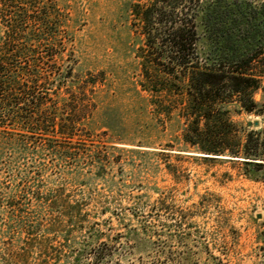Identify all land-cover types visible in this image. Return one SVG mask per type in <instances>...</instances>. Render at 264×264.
Returning <instances> with one entry per match:
<instances>
[{
	"label": "rangeland",
	"instance_id": "obj_1",
	"mask_svg": "<svg viewBox=\"0 0 264 264\" xmlns=\"http://www.w3.org/2000/svg\"><path fill=\"white\" fill-rule=\"evenodd\" d=\"M56 1L70 17L66 36L73 43L66 58L76 61L78 76L101 82L89 124L91 145L77 146L99 155L107 173L104 179L94 178L87 166L90 156L63 162L47 153H1L0 264H75L74 254L97 246L90 238L99 233L113 253L107 264L264 262V162L254 167L240 159L200 154L184 144V124L176 114H156L138 84L136 50L142 42L130 14L136 0ZM262 98L260 91L256 100ZM233 116L242 136L264 128L261 118L237 108ZM255 139L264 156V130ZM37 172L41 184L69 195L62 205L82 210L78 219L84 223L71 233L72 247L65 245L61 232L48 231L53 223L65 225L66 218L26 194L37 183L32 179ZM77 174L88 176L86 186ZM105 209L109 212L103 214ZM132 213L138 217L129 223ZM124 224L148 228L146 249L127 239ZM37 225L27 236L25 228ZM42 242L49 249L45 261H40ZM163 252L170 259L164 260ZM81 255V264H93L87 253Z\"/></svg>",
	"mask_w": 264,
	"mask_h": 264
},
{
	"label": "trees",
	"instance_id": "obj_2",
	"mask_svg": "<svg viewBox=\"0 0 264 264\" xmlns=\"http://www.w3.org/2000/svg\"><path fill=\"white\" fill-rule=\"evenodd\" d=\"M130 14L142 42L136 50L138 84L156 114H176L184 124V144L200 154L261 167L264 156L255 136L264 128L242 136L233 114L237 108L264 122V0H136ZM69 22V13L56 0H0V154L16 149L27 156L32 151L63 162L90 156L88 170L101 180L107 167L86 149L91 145L95 89L101 82L78 76L76 61L66 58L73 43L66 36ZM260 91L263 98L257 101ZM82 143L86 148L77 146ZM33 175L37 183L26 194L66 218L65 225L53 223L48 231L61 232L65 245L72 247L71 233L84 223L78 219L82 210L62 205L69 195L41 184V172ZM74 176L87 185L88 176ZM130 216L129 223L138 217ZM124 225L135 248L146 249L148 228ZM36 227L25 228L26 235ZM101 234L90 238L97 246L74 254L72 262L81 264V253H87L93 264H107L113 253L107 242H100ZM40 248V261H45L49 249L45 242ZM163 258L170 259V254ZM18 259L27 261L26 256Z\"/></svg>",
	"mask_w": 264,
	"mask_h": 264
}]
</instances>
